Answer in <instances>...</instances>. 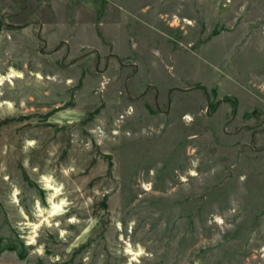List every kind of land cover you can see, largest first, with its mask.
I'll use <instances>...</instances> for the list:
<instances>
[{"label":"rangeland","instance_id":"obj_1","mask_svg":"<svg viewBox=\"0 0 264 264\" xmlns=\"http://www.w3.org/2000/svg\"><path fill=\"white\" fill-rule=\"evenodd\" d=\"M48 2L0 0V255L264 264V0Z\"/></svg>","mask_w":264,"mask_h":264},{"label":"crops","instance_id":"obj_2","mask_svg":"<svg viewBox=\"0 0 264 264\" xmlns=\"http://www.w3.org/2000/svg\"><path fill=\"white\" fill-rule=\"evenodd\" d=\"M58 1H64V0H49V2H48V4L50 5V6H56V4H57V2ZM75 1H79V3L82 5V6H86V7H88L89 9H91V10H94L95 8H97V7H99L100 6V4H101V1H103V0H75ZM90 25V24H89ZM91 26V28H92V25H90ZM155 51H157V49L155 50ZM159 51V50H158ZM160 53H161V50H160ZM165 55H167V54H165ZM237 96H239L240 97V95H237ZM244 96V95H243ZM244 99H246L245 97H244ZM243 99V100H244ZM239 100H241V98H239ZM242 102L243 101H241L240 102V105H239V108L240 107H243L242 106ZM244 108H246V106H244L243 107V109ZM248 109V108H247ZM248 111V110H247ZM248 115V114H247ZM7 261V258H6V255H4V254H2V255H0V264H10V263H8V262H6Z\"/></svg>","mask_w":264,"mask_h":264},{"label":"trees","instance_id":"obj_3","mask_svg":"<svg viewBox=\"0 0 264 264\" xmlns=\"http://www.w3.org/2000/svg\"><path fill=\"white\" fill-rule=\"evenodd\" d=\"M2 238H0V254L3 253L4 251L6 250H16L17 249V246L15 245H5V244H2L1 242ZM21 256H24L23 253L20 254Z\"/></svg>","mask_w":264,"mask_h":264},{"label":"bare ground","instance_id":"obj_4","mask_svg":"<svg viewBox=\"0 0 264 264\" xmlns=\"http://www.w3.org/2000/svg\"><path fill=\"white\" fill-rule=\"evenodd\" d=\"M15 76H20V75H17V74H15V73L9 75L10 78H13V77H15ZM2 80H3V78L0 80V84H2ZM51 188H52V187H51ZM56 209H58V210H62V206L58 205V206H56ZM58 210H57V211H58ZM127 252L130 253L131 255H133V254L139 255V254H140V253H134L131 249L127 250ZM134 256H135V255H134ZM135 259H136V258H135Z\"/></svg>","mask_w":264,"mask_h":264}]
</instances>
